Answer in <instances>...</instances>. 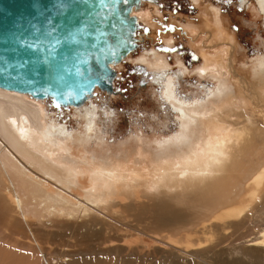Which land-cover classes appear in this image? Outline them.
Returning <instances> with one entry per match:
<instances>
[{
    "label": "bare ground",
    "instance_id": "1",
    "mask_svg": "<svg viewBox=\"0 0 264 264\" xmlns=\"http://www.w3.org/2000/svg\"><path fill=\"white\" fill-rule=\"evenodd\" d=\"M244 1L246 2L239 0L241 7ZM254 1L258 12L264 17V0ZM144 10L145 8L140 12ZM210 11L213 16L211 24L214 27H210L209 21L205 19L200 27L187 23V29L194 32V28H208L223 33L219 10ZM183 21L186 23V20ZM140 39L143 52V35H140ZM145 55L153 56L156 62L152 64L143 56L141 59L147 68L142 67L145 71L149 70V78L159 88L160 99L166 105V111L176 119V129L172 133L149 144L144 142L156 157H148L150 165L153 166L150 172L142 171L139 165L137 166V161H128L126 158L127 161L100 162L85 158L86 144L92 132H95L94 127L98 119L95 107L84 111L81 116L83 129L75 133L52 121L45 124L43 111L39 107L34 108L27 101L29 96L0 89V188L9 190L13 196L11 204V201L5 199V195H0V203L25 223L44 264H87L81 262V259L66 256H61L58 260L46 259L27 219L33 216L38 221L47 217L72 220L76 224H84L87 221L107 222L108 214L112 211L110 203L121 197L120 190L123 188L130 189L135 199L141 196L143 189L149 191L153 186L160 190L162 187L170 191L180 190L182 194L201 187L206 189L204 194L210 192L215 196L221 189L224 190V187L232 184L233 175L240 171L244 179V194L241 195L242 190H239L241 186L236 185L230 203L220 197L223 200L221 203L214 199L212 207L207 210L206 219L198 225L189 223V226L196 228L191 234L187 232L174 239L176 236H163L149 229L136 236H130L125 230L123 233L117 232L119 240L108 232L105 244L107 248L118 246L115 242L129 247L141 246L149 252H154V247L157 246V249L169 256L180 255L186 264H264V217L252 219L253 215L258 216L264 211V135H259L262 146L258 152L260 157H257L255 164L250 163L246 157L249 149L246 152L240 148V143L250 144L252 135L249 130L241 127L243 123L240 118L235 119L240 112L251 107L250 111L260 115L264 125V56L254 59L250 68L253 81H243L240 84L238 90L247 92L241 95L240 91L236 92L237 89L231 92L223 80L218 78L226 77L227 74L223 57L219 55L218 59H212L213 57L202 53L201 68L196 73L201 76L212 75L217 84L213 87L203 86V93L199 97L183 98L179 94L177 83L184 70L171 73L162 57L152 49ZM234 55L232 54V62L229 63L230 68ZM239 102L242 109L237 106ZM248 122L255 123L253 120ZM199 126L202 129L197 132ZM195 133L206 137L200 151L193 146V141L197 138ZM67 140H77L80 143L81 147L76 152L81 156H73L69 145L64 143L68 142ZM62 143L73 160L66 161L63 158L60 152ZM172 150L186 151L170 158ZM143 152L144 150L140 149L137 156H141ZM165 155L167 157H163ZM54 156L56 158H53ZM242 161L246 165L240 168ZM142 177H147L145 182ZM56 185L67 191L57 189ZM234 187L232 186L233 189ZM116 188V196L113 197ZM232 188L231 192L235 190ZM226 191L227 189L224 190ZM222 192L221 195L224 193ZM235 199L237 202H233ZM192 203L193 201H190V205L187 204L191 206ZM25 208L28 210L27 215ZM160 222L161 226L169 230H173L172 227L176 229L177 224H187L173 218L168 220V217ZM219 236L222 238L217 242ZM222 245L223 250L219 252L218 248ZM209 252H213L214 257L206 255ZM218 256L223 259H216Z\"/></svg>",
    "mask_w": 264,
    "mask_h": 264
},
{
    "label": "rangeland",
    "instance_id": "2",
    "mask_svg": "<svg viewBox=\"0 0 264 264\" xmlns=\"http://www.w3.org/2000/svg\"><path fill=\"white\" fill-rule=\"evenodd\" d=\"M157 9L146 7V11L137 14L143 24L140 35H143L145 49L143 52H135L117 67L118 78L114 82L111 95L96 91L94 99L88 101L82 108L75 110H62L49 106V103L46 102L39 103L31 100L26 96L27 101L34 108L39 107L43 111L45 124L52 121L75 133L83 129L81 116L84 111L90 107L96 108L98 119H96L94 127L95 132H92L91 138L86 144L87 152H84V156L88 160L124 161L126 158L128 161H137V166L139 165L138 167L142 171L150 172L153 166L150 165L148 157L153 159L156 157L152 154V150L146 146V143L149 144L155 139L164 138L176 129L175 116L166 111V105L160 99L159 88L149 78V70L142 71L139 67H146L141 59L143 56H146L152 64L156 62L153 56L145 55L148 50L152 49L158 56H161L171 73L179 72L180 69L184 70L177 83L179 94L183 98L199 97L203 93V86L213 87L217 84L212 75L201 76L196 73L201 68L202 53L213 57L212 59H218L219 55L223 57L226 77H216L223 80L231 92L233 89L238 90L243 81L245 83L253 81L250 75L251 65L256 57L264 56V17L258 12L254 0H246L242 7L239 0H196L194 2L193 0H163ZM211 9L219 10L220 27L223 33L208 28H194V32L187 29V23L200 27L205 19L209 21L210 27H214L211 24L213 18L210 15ZM149 14L151 15L149 16ZM183 20H186V23ZM170 40L172 41L170 42ZM232 54L235 55L230 68ZM142 81H146V84L140 86ZM247 85L249 84L247 83ZM237 90L236 92L240 91L241 95L247 94L242 89ZM237 106L242 109L240 102ZM250 108L240 112L235 119L240 118V122L243 123L241 127L249 130L252 135L251 143H240V148L245 149L246 152L249 149L246 154L247 160L249 159L250 163L255 164L257 157H260L258 152L262 146L259 135H264V125L261 121L262 117L250 111ZM251 120L255 123L248 122ZM200 128L199 126L197 132H200L199 130L202 129ZM195 137L197 138L194 139L193 146L195 145L196 150L200 151L206 137H203L201 133H195ZM64 143L69 145L73 156H81L79 152H76L81 147L77 140ZM64 143H62L61 147L63 148L60 151L63 158L66 161L73 160ZM140 149H143L144 152L141 156H137ZM183 151L186 150H172L170 158ZM250 163L248 165L252 167ZM244 165L246 164L242 161L240 168ZM146 178L142 177V180L145 182ZM233 181L232 184L224 187V190L227 189L226 192L221 189L219 193H216V195H220L218 197L210 192V194L207 193L209 195L204 194L206 189L201 187L182 194L180 190L172 189L170 191L165 187L160 190L153 186L149 188V191L142 188L141 196L135 199L130 189L123 188L120 190L121 197L110 203L112 211L108 214L109 221L107 222L87 221L84 224L81 222L76 224L72 220L47 217L38 221L33 216L28 218L27 222L48 260H58L59 257L66 256L81 259V262L87 264H186L180 255L175 256L172 253L173 255L169 256L157 249V246L154 247V252H149L141 246H123L118 242H115L118 246L107 248L105 238L108 232L119 240L117 232L123 233L126 230L125 232L130 236H136L142 235L146 229L158 232L163 236H176L174 239L187 232L191 234L192 230L196 228L189 226V223L198 225L199 222L206 219L207 210L212 207L214 199L221 203L223 200L220 198H223L226 203H230V199L235 194L236 185L241 186L239 190H242V195L244 179L240 171L233 175ZM232 186H235V190ZM55 187L67 191L59 185ZM231 188L234 190L233 192H231ZM221 191L225 196L220 194ZM116 192L117 188L113 197L116 196ZM0 195L2 197L5 195V199L11 201L12 204L13 196L9 190L4 187L0 188ZM190 201L195 202V205L192 203L189 206ZM233 202H237V199ZM25 209L27 215L28 210ZM167 217L168 220L173 218L187 224H177L175 225L176 229L172 227L173 230H169L161 226L160 222L166 220ZM259 217H264V211L258 216L253 215L252 219L258 220ZM220 238L222 236H219L216 241L218 242ZM218 250L221 252L223 245L219 246ZM206 255L214 257L213 252ZM223 256L225 257L224 253ZM40 258L25 223L19 219L17 214H12L0 203V264H44ZM216 259L223 258L218 256Z\"/></svg>",
    "mask_w": 264,
    "mask_h": 264
},
{
    "label": "water",
    "instance_id": "3",
    "mask_svg": "<svg viewBox=\"0 0 264 264\" xmlns=\"http://www.w3.org/2000/svg\"><path fill=\"white\" fill-rule=\"evenodd\" d=\"M162 1L0 0V89L62 110L111 95L117 67L143 50L136 14Z\"/></svg>",
    "mask_w": 264,
    "mask_h": 264
}]
</instances>
